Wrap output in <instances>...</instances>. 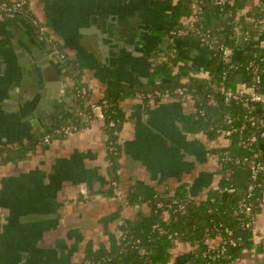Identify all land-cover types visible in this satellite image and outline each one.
Wrapping results in <instances>:
<instances>
[{"label": "crops", "instance_id": "crops-1", "mask_svg": "<svg viewBox=\"0 0 264 264\" xmlns=\"http://www.w3.org/2000/svg\"><path fill=\"white\" fill-rule=\"evenodd\" d=\"M174 3L29 0L28 7L80 69L79 82L96 102L109 81L136 89L148 83L152 64L169 52ZM176 46L194 70L207 64L210 51L197 41L177 40ZM73 85L30 23L0 17V148L24 146L45 127L70 121L78 110ZM119 107L124 121L114 181L96 117L49 143L33 144L23 160L0 162V264H81L88 242L107 243L101 217L120 209L131 220L148 212L145 203L124 204L131 185L171 195L183 184L199 201L216 184L211 149L220 141L183 129L181 117L193 112L190 102L145 101L136 93ZM260 153L264 161V143ZM111 187L114 195L107 196ZM254 229L255 243L232 264H264V193ZM169 252L168 264L197 263L184 241H173Z\"/></svg>", "mask_w": 264, "mask_h": 264}, {"label": "trees", "instance_id": "trees-1", "mask_svg": "<svg viewBox=\"0 0 264 264\" xmlns=\"http://www.w3.org/2000/svg\"><path fill=\"white\" fill-rule=\"evenodd\" d=\"M15 1L0 0V5L11 7ZM214 1L197 0L201 10L193 29H189L187 35L177 38L196 41L203 35L212 41L213 49L204 67L208 71V78L198 77L197 71L178 51L174 54L168 52L162 60L152 64L146 85L136 89L112 80L106 84L100 98L93 102L88 91L80 93L83 87L79 82L80 69L71 59L66 58L63 69L73 80L77 112L68 122L45 127L24 146L16 149L0 148V162L23 160L32 152L33 144H44L42 141L45 136H49L50 140L63 136L56 133L60 127H84L93 118L89 105L94 103L102 107L101 128L105 138L108 173L114 181L118 176L121 150L118 133L124 121L120 101L136 93L155 91L179 100L174 94L178 87L185 88L193 100V112L181 117L186 132L202 133L208 140H214L220 131L232 130L226 146L211 149L217 160L215 173L218 180L208 189L204 199L196 201L183 184L171 195L162 194L148 185H131L124 196V204L133 206L145 203L148 212H139L131 220L122 217L120 209L101 217L99 223L106 232L107 243L95 246L88 242L81 264H168L169 250L174 239L192 247L196 264H232L242 250L250 249L255 243L254 223L264 193V168L255 172L253 177L249 163L255 161L264 165L260 153V146L264 143V137H260L263 128L256 118L260 113L240 101L224 99L213 89V85L235 90L238 84H251L254 68L250 64H253L260 73L264 88V61L261 60L264 58V46L253 43L252 38L258 34V30L251 22V19L255 21L261 17L263 12L256 7L252 11L239 13L238 10L245 8L246 0H230V5H216ZM28 4L29 0L16 13V17L23 18L37 31ZM173 14L176 24L168 32L184 27L182 20L193 14L192 0H175ZM0 17L4 18L3 12H0ZM234 26L243 32L248 31L244 42H239L233 35ZM219 47L228 48L232 52L229 61H226ZM210 97L214 98V105L208 103ZM142 99L160 100L157 97ZM252 121L254 125H251ZM252 135L256 138L253 142L249 140ZM226 150L229 152L228 159L223 158ZM228 188H233V191H226ZM105 194L113 196V188L106 190ZM178 204L183 207L179 209ZM165 211L168 213L167 219L163 217ZM114 221H118V224L113 232L108 227ZM122 235L138 240L137 247L126 243L127 238L123 239Z\"/></svg>", "mask_w": 264, "mask_h": 264}, {"label": "built area", "instance_id": "built-area-1", "mask_svg": "<svg viewBox=\"0 0 264 264\" xmlns=\"http://www.w3.org/2000/svg\"><path fill=\"white\" fill-rule=\"evenodd\" d=\"M26 1L27 0H16L12 4L11 7H6L5 5L2 4L0 5V12H3L4 18H15L16 13L21 11L22 6L26 4ZM214 4L230 5L231 1L230 0H215ZM256 7H258L259 10L263 12V15L257 18L255 21L251 19V22L254 23V25L257 27V30H258V34L254 36L252 40H253V43L255 44L257 43L260 46H264V2L260 0H246L245 8L238 10V12L244 13L245 10L252 11V8H256ZM192 9H193V14L190 17H185L182 20L184 27L174 29L169 32L170 47L172 46L171 48L169 47L170 54H174L175 52L178 51L177 46H176L177 38L187 35L188 30L193 29L194 23L198 19V13L201 10V8L199 7L197 3V0H192ZM33 24L36 25L37 27V31H36L37 39L38 41L42 42L46 46L49 52V56L54 58L56 61L60 63H64V60L68 58V55L66 54V52L62 50L58 41L53 36L47 33L44 26H41V24L36 20L35 17L33 18ZM233 35L237 38L239 37L243 38V42H244L245 37L248 36V31L246 30L243 32L242 30H240L238 26H234ZM196 41L210 52L213 49L212 41L207 39L203 35H200V38ZM219 50L223 51L224 58L226 59V61H229L232 56V52L228 48H224V47H219ZM261 60L264 61V58H262ZM250 65H252V67L254 68L253 69V79H252L253 82L251 84H247V83L238 84L235 90L226 89L223 86L213 85V89L215 91H218L226 100L240 101L245 105H249V108L251 110L258 111L260 115L256 118L259 121V126L263 128V130H261L260 132V137H264V91H262V89L264 88L261 85V77H260V73L257 71V67L253 64H250ZM196 75L198 77H207V78L209 77L208 71L204 68L197 71ZM86 92H87V89L85 87H82L80 89V93L84 94ZM174 94L175 96H177L179 100L188 101L191 104L193 103L191 95L187 94L185 88L178 87L177 89H175ZM137 96L141 99L142 98L153 99L155 97L159 98L160 100L173 99L171 96L164 95V94L162 95L158 93L157 91L153 93H137ZM208 103L214 105L216 102L213 97H210L208 100ZM89 108L91 110L93 118L96 117L99 120L103 119V111L100 105L92 103L89 105ZM228 122H230V120H228ZM254 124H255L254 121H252L251 125H254ZM73 130H76V128L71 125H66V126L60 127L56 131V133L60 135H67L71 133ZM231 131H232L231 129L220 131V134L216 138L217 140L219 139L220 146H226L229 143V140L227 137L231 134ZM255 139H256L255 135H252L249 138V140L252 142L255 141ZM50 141L51 140L49 136H45L43 138L42 143L46 144V143H49ZM228 154H229L228 150L224 151L223 158L228 159ZM249 167L252 171L253 177H255V172H257L258 170H263L264 165L260 162L250 161ZM226 191L231 192L233 191V188H228L226 189ZM173 203H176V201H173ZM158 206L161 207L162 204H158ZM182 207L183 206L181 204H178L179 209H181ZM246 211H248V209H246ZM164 213H167V211H165ZM122 238L123 239L127 238L126 243L128 244L130 243L132 247L134 248L137 247L136 243L138 242V240H132L130 237L128 238L125 235H122ZM174 238H177V237H174ZM175 240L176 239H174V241Z\"/></svg>", "mask_w": 264, "mask_h": 264}, {"label": "flooded vegetation", "instance_id": "flooded-vegetation-1", "mask_svg": "<svg viewBox=\"0 0 264 264\" xmlns=\"http://www.w3.org/2000/svg\"><path fill=\"white\" fill-rule=\"evenodd\" d=\"M59 64H60V66L62 67V69H63V66H64V63H60L59 62ZM64 70V69H63ZM74 89V88H73ZM74 93V92H73Z\"/></svg>", "mask_w": 264, "mask_h": 264}, {"label": "water", "instance_id": "water-1", "mask_svg": "<svg viewBox=\"0 0 264 264\" xmlns=\"http://www.w3.org/2000/svg\"><path fill=\"white\" fill-rule=\"evenodd\" d=\"M238 41H239V42H243V38L239 37V38H238Z\"/></svg>", "mask_w": 264, "mask_h": 264}]
</instances>
